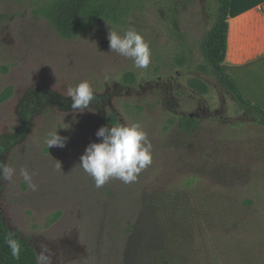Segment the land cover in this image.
Returning a JSON list of instances; mask_svg holds the SVG:
<instances>
[{
  "label": "rangeland",
  "instance_id": "rangeland-1",
  "mask_svg": "<svg viewBox=\"0 0 264 264\" xmlns=\"http://www.w3.org/2000/svg\"><path fill=\"white\" fill-rule=\"evenodd\" d=\"M37 1L0 0V92L14 87L0 104V163L16 169L11 182L1 179L7 225L38 254L47 249L50 264H264V202H254L249 184L264 179V125L200 69L217 0L172 8L148 0L130 26L71 41L33 13ZM129 27L150 43L147 69L109 48L110 28ZM127 71L136 81L124 80ZM193 77L209 91L192 89ZM84 80L95 110L73 111L67 89ZM110 114L117 124H141L153 162L132 184L112 179L97 188L80 157L100 142ZM181 115L197 117L198 128L169 123ZM51 131L67 138L65 147H47ZM22 167L34 173L36 191Z\"/></svg>",
  "mask_w": 264,
  "mask_h": 264
},
{
  "label": "trees",
  "instance_id": "trees-1",
  "mask_svg": "<svg viewBox=\"0 0 264 264\" xmlns=\"http://www.w3.org/2000/svg\"><path fill=\"white\" fill-rule=\"evenodd\" d=\"M148 0H41L33 2L35 5L33 13L49 21L57 34L66 40H76L84 37L91 30H99L100 27H128L133 19L143 11ZM168 8L177 4V0H166ZM231 0H217L211 26L200 41L201 53L204 63L200 69L213 75L218 82L233 93L238 101L250 108L260 124L264 125V110L252 103L247 102L237 92L232 78L224 71L222 64L227 57L228 33H229V11ZM180 64L184 59L178 60ZM126 82L136 81L133 71L125 72L123 76ZM192 89L200 94L209 91L208 84L199 77L189 80ZM14 87L8 86L0 92V104L12 97ZM111 124H117L118 118L114 114L109 115ZM171 125H177L186 133H192L199 126L197 117L181 115L168 119ZM0 179V195L3 190ZM11 237L18 241L21 247L20 256L17 259L11 255L6 240ZM37 250L32 246L29 239L22 236L18 230L11 229L5 219L0 206V264H37Z\"/></svg>",
  "mask_w": 264,
  "mask_h": 264
},
{
  "label": "clouds",
  "instance_id": "clouds-1",
  "mask_svg": "<svg viewBox=\"0 0 264 264\" xmlns=\"http://www.w3.org/2000/svg\"><path fill=\"white\" fill-rule=\"evenodd\" d=\"M109 48L122 57L133 61L136 69H147L151 63L152 52L150 43L135 27H129L123 32L110 28L108 34ZM107 79V77H106ZM72 99V110L83 112L91 109L97 97L91 84L81 81L74 87L67 89V95ZM96 136L100 142L90 143L80 157L79 166L91 176L97 188L103 187L112 179H118L124 184L137 181L139 174L153 162L152 144L140 123L111 124L98 129ZM67 138L61 137L58 131L47 134L44 143L48 148L66 146ZM16 175V169L0 163V179L11 182ZM19 175L28 187L36 191L37 184L33 182V175L29 169L21 168ZM11 255L17 259L21 247L18 241L9 237L6 240ZM37 264H50L48 250L42 248L37 256Z\"/></svg>",
  "mask_w": 264,
  "mask_h": 264
},
{
  "label": "crops",
  "instance_id": "crops-1",
  "mask_svg": "<svg viewBox=\"0 0 264 264\" xmlns=\"http://www.w3.org/2000/svg\"><path fill=\"white\" fill-rule=\"evenodd\" d=\"M222 67L239 95L264 110V0H231ZM249 184L258 191L254 202H264V179Z\"/></svg>",
  "mask_w": 264,
  "mask_h": 264
}]
</instances>
